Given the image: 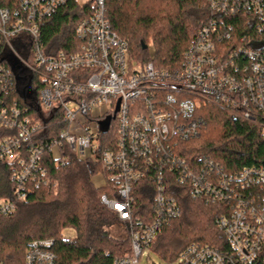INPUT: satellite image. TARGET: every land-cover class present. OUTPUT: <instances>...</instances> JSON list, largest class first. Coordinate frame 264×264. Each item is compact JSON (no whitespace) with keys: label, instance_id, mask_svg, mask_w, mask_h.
Here are the masks:
<instances>
[{"label":"built area","instance_id":"built-area-1","mask_svg":"<svg viewBox=\"0 0 264 264\" xmlns=\"http://www.w3.org/2000/svg\"><path fill=\"white\" fill-rule=\"evenodd\" d=\"M69 1L89 10L74 29L80 43L73 52L48 53L39 23ZM207 2L219 18L251 16L256 34L234 41L231 25L207 23L174 69L133 65L127 42L108 21L105 0L0 5V127L16 132L0 141V157L14 166L13 193L0 200V214L12 212L29 185L41 183L45 151L64 165L69 147L77 159L100 166L92 177L106 189L100 200L127 226L130 252L112 264H139L159 230L179 216L176 186L193 199L227 206L215 220L223 243H189L178 264H264V156L236 172L183 156L181 144L204 127L200 111L207 102L257 125L264 139V0ZM222 40L232 46H219ZM57 113L66 125L58 138L34 139ZM138 187L147 189L150 209L135 207ZM52 246L50 239L30 241L23 264H56Z\"/></svg>","mask_w":264,"mask_h":264},{"label":"trees","instance_id":"trees-1","mask_svg":"<svg viewBox=\"0 0 264 264\" xmlns=\"http://www.w3.org/2000/svg\"><path fill=\"white\" fill-rule=\"evenodd\" d=\"M14 3L16 0H0L3 6ZM105 7L113 30L127 42L129 58L139 64L152 62L158 69L179 66L183 52L207 23L231 25L230 38L234 41L256 34L251 16L216 17L207 0H105ZM86 9L81 10L69 1L39 23L46 52L69 53L77 49L80 41L74 29L77 21L89 13ZM149 42L154 49L152 57L147 51ZM218 43L219 46H232L231 41ZM144 44L146 47L142 48ZM15 95L11 91L9 96ZM200 112L204 127L195 140L181 144L184 159L191 164L211 159L227 172L261 162L264 139L257 125L231 117L208 102L201 105ZM54 116L47 118V128L36 132L34 139L58 138L59 131L66 125L60 113ZM15 133L13 129L0 127V141ZM63 155L67 161L59 165L45 151L40 160L44 171L37 174L41 183L29 185L26 198L16 200L12 212L0 214L1 264H23L25 248L35 239L53 241L51 250L56 255V264H112L113 258L130 252L126 224L100 200L106 189L97 188L92 182L100 166L77 159L69 147L63 148ZM13 172L14 166L0 157V200L12 196ZM175 188L180 214L165 224L149 245L152 251L169 261L178 258L189 243H223L224 237L215 220L227 209L223 203H206L189 197L183 186ZM146 191L145 187L136 188L135 207L151 208ZM116 226L123 232L116 231ZM68 227L74 230L73 238H65L62 234Z\"/></svg>","mask_w":264,"mask_h":264},{"label":"rangeland","instance_id":"rangeland-1","mask_svg":"<svg viewBox=\"0 0 264 264\" xmlns=\"http://www.w3.org/2000/svg\"><path fill=\"white\" fill-rule=\"evenodd\" d=\"M148 53H149V56H153V53H154V49H153V45L151 42H149L148 44V49H147ZM132 63L133 65L136 64V62L134 60H132ZM93 177V176H92ZM93 182V181H92ZM95 183L96 184H99V181L98 179L95 180ZM99 188V187H98ZM116 231H120V232H123L121 230V227H118L116 226L115 227ZM63 236L65 238H73L74 237V230L70 227L68 228H65L62 232ZM81 263V262H79ZM179 263V260L178 259H175V260H167V259H163L161 258L159 255H157L154 251H152L151 248L149 249H145L143 252H142V255L140 256L139 258V264H178Z\"/></svg>","mask_w":264,"mask_h":264},{"label":"water","instance_id":"water-1","mask_svg":"<svg viewBox=\"0 0 264 264\" xmlns=\"http://www.w3.org/2000/svg\"><path fill=\"white\" fill-rule=\"evenodd\" d=\"M144 47H146V45H145V44L143 45V47H142V48H144ZM104 130H105V129H103V131H104Z\"/></svg>","mask_w":264,"mask_h":264}]
</instances>
